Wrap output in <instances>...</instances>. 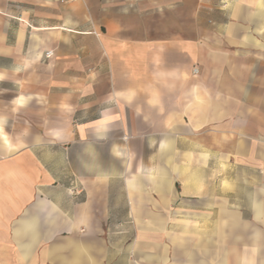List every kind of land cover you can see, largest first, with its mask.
Wrapping results in <instances>:
<instances>
[{
	"label": "crops",
	"instance_id": "0c3cea01",
	"mask_svg": "<svg viewBox=\"0 0 264 264\" xmlns=\"http://www.w3.org/2000/svg\"><path fill=\"white\" fill-rule=\"evenodd\" d=\"M110 222L264 264V0H0V264H110Z\"/></svg>",
	"mask_w": 264,
	"mask_h": 264
},
{
	"label": "rangeland",
	"instance_id": "374dc122",
	"mask_svg": "<svg viewBox=\"0 0 264 264\" xmlns=\"http://www.w3.org/2000/svg\"><path fill=\"white\" fill-rule=\"evenodd\" d=\"M128 225L129 222H110L108 227H106L104 240L107 246V252L104 259L107 263L110 262L112 264L114 257L116 258L118 256V253L114 252V248L117 247L121 249L119 255L120 264H127V251L131 239Z\"/></svg>",
	"mask_w": 264,
	"mask_h": 264
},
{
	"label": "built area",
	"instance_id": "2783aa9c",
	"mask_svg": "<svg viewBox=\"0 0 264 264\" xmlns=\"http://www.w3.org/2000/svg\"><path fill=\"white\" fill-rule=\"evenodd\" d=\"M49 53H50V52H47V53H46V56H48V55H49ZM194 72H196V69H194Z\"/></svg>",
	"mask_w": 264,
	"mask_h": 264
}]
</instances>
